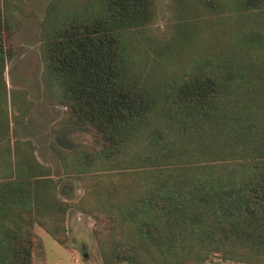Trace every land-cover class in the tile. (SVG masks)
I'll return each instance as SVG.
<instances>
[{
  "label": "trees",
  "instance_id": "obj_1",
  "mask_svg": "<svg viewBox=\"0 0 264 264\" xmlns=\"http://www.w3.org/2000/svg\"><path fill=\"white\" fill-rule=\"evenodd\" d=\"M103 1L98 17L50 26L41 46L48 97L92 138L71 154L83 172L99 168L103 263L199 264L213 253L264 263V76L257 94L240 70L200 69L155 94L128 79L121 42L153 20L154 0ZM237 2L264 15V0ZM11 31L0 7V77L16 53ZM8 125L0 119V133ZM11 163L0 180V264H33L34 224L63 244L67 204L33 151Z\"/></svg>",
  "mask_w": 264,
  "mask_h": 264
},
{
  "label": "rangeland",
  "instance_id": "obj_2",
  "mask_svg": "<svg viewBox=\"0 0 264 264\" xmlns=\"http://www.w3.org/2000/svg\"><path fill=\"white\" fill-rule=\"evenodd\" d=\"M154 3L151 22L122 32L128 79L164 95L200 69H223L224 75L236 77L240 70L255 77L253 91L259 93L258 79L264 76V15L243 10L237 0ZM104 4L103 0H0L16 46L0 77V119L9 124L7 131L0 133V180L12 172L9 161L31 150L43 166L41 173L57 181V193L67 204L63 244L34 224L33 264H104L102 245L107 240L93 232L94 213L101 210L97 201L99 179L94 177L99 168L91 166L83 172L71 154L91 144L92 138L70 126L65 107L48 97L41 53L42 38L50 26L61 24L69 16L98 17ZM110 170L115 175L109 179L117 181L121 175L114 167ZM199 264L264 263L225 259L213 253Z\"/></svg>",
  "mask_w": 264,
  "mask_h": 264
},
{
  "label": "crops",
  "instance_id": "obj_3",
  "mask_svg": "<svg viewBox=\"0 0 264 264\" xmlns=\"http://www.w3.org/2000/svg\"><path fill=\"white\" fill-rule=\"evenodd\" d=\"M33 154H34V152H33ZM57 242V241H56ZM61 245V244H60Z\"/></svg>",
  "mask_w": 264,
  "mask_h": 264
}]
</instances>
